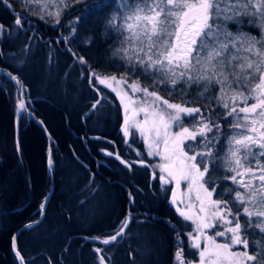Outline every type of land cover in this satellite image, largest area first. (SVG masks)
Masks as SVG:
<instances>
[{
    "label": "snow or ice",
    "instance_id": "snow-or-ice-1",
    "mask_svg": "<svg viewBox=\"0 0 264 264\" xmlns=\"http://www.w3.org/2000/svg\"><path fill=\"white\" fill-rule=\"evenodd\" d=\"M0 2L12 8L8 0ZM19 3L31 6L27 10L41 20L47 16L56 24L74 4L90 5L76 18L80 24L113 9L107 16L105 35L115 34L119 46L112 55L124 61V72L105 75L89 66L88 79L93 88L102 85L119 99L125 143L138 133L147 156L159 158L154 167L159 169L162 191L175 185L170 189V205L181 218L180 226L168 222L175 233L174 264H264V0ZM24 22L25 17L16 13L14 25L20 28ZM230 24L236 25V31L230 30ZM245 24L257 28L259 37L243 31ZM4 30L0 24V32ZM76 31L73 24L70 36ZM70 36L61 39L69 42ZM77 60L88 63L83 56ZM8 77L21 91L17 110H26L22 81L11 73ZM140 77L151 83L145 86ZM194 85L193 100L204 99L203 108L191 100L172 102L160 95L165 91L183 98ZM101 151L129 169L134 164L145 166L144 160L128 161L118 152ZM136 155L142 154L137 151ZM47 163L51 168V150ZM156 176L153 171L152 178ZM48 201L45 195L38 209L41 216ZM132 219L129 214L109 235L87 239L117 244L126 237ZM185 228L190 230L184 232ZM183 236L195 259L187 258ZM12 249L19 264H29L15 236ZM106 251L93 248L97 264H110L112 257L106 259Z\"/></svg>",
    "mask_w": 264,
    "mask_h": 264
},
{
    "label": "trees",
    "instance_id": "trees-1",
    "mask_svg": "<svg viewBox=\"0 0 264 264\" xmlns=\"http://www.w3.org/2000/svg\"><path fill=\"white\" fill-rule=\"evenodd\" d=\"M8 3L31 23L16 28L0 2V24L5 26L0 32V69L22 81L28 112L17 113L20 88L7 73L0 74V264H19L12 249L14 236L29 264H97L94 247L107 250L110 264H174L175 233L168 222L179 227L181 218L170 205L171 186L162 191L158 177L152 178L153 161L137 140L130 136L125 143L120 129L123 108L115 93L98 84L93 88L88 79L89 66L105 75L124 72V61L112 55L119 46L115 34L105 35L113 9L80 24L76 18L90 5L74 4L56 24L47 16L41 20L19 0ZM73 24L77 31L70 36ZM229 28L236 31L234 24ZM243 31L260 35L247 24ZM69 36V42L61 39ZM78 56L88 63L80 64ZM140 80L145 86L151 83ZM189 91L183 98L165 91L160 95L172 102L191 100L203 108L204 99L193 100L196 86ZM97 100L100 104L92 108ZM38 122L45 125L50 141ZM101 149L118 152L128 161L144 160L145 166L129 169ZM45 195L49 201L41 216L38 209ZM129 214L132 222L119 243L87 239L109 235ZM29 223L32 227H25ZM182 239L187 258L195 259L187 236Z\"/></svg>",
    "mask_w": 264,
    "mask_h": 264
},
{
    "label": "rangeland",
    "instance_id": "rangeland-1",
    "mask_svg": "<svg viewBox=\"0 0 264 264\" xmlns=\"http://www.w3.org/2000/svg\"><path fill=\"white\" fill-rule=\"evenodd\" d=\"M11 11H14L15 14H16V13H21V14L25 17V22L22 24V27H20L22 30H23V28H24L25 25H29V24L31 23L30 20L28 19L29 17H28L25 13H23V12H21V11H15V10L13 9V7L11 8ZM15 14L12 15V16H13V24H14V16H15ZM14 26H15V25H14ZM16 28H17V26H16ZM25 52H26V51H25ZM25 52H24V53H25ZM17 53H19V52H17ZM3 72L6 73V72H8V71L3 70ZM4 73H1V74H4ZM101 86H102V85H101ZM108 90H109V89H108ZM109 91H110V90H109ZM20 98H21V94H20V96H19V97L17 98V100H16V102H17V106H18V101H19ZM23 99H24L25 104H26V110H24V111H18V110H17V106H16V111H17V113H19V114H22V113H28V112H26V111H27V101H26V99H25V95H23ZM118 100H119V99H118ZM123 115H124V113H123ZM121 128H122V126L120 127V129H121ZM135 140H137L136 142L139 143V144L141 145V148H142V150L144 151L145 156H147L146 149H145V147H144V145H143V142H142V140L140 139L138 133H137L136 136H135ZM147 157L150 158L151 161H153V167H152L153 169H152V171H155V172H156L157 177H158V180H159V169H157V168L154 167L156 164L160 163L159 158H158V157H149V156H147ZM46 163H47V160H46ZM46 166H47V165H46ZM47 168L50 170V169L52 168V166H51V168H49V167L47 166ZM170 186H171V189L175 187L174 184H170ZM183 188H184V186L182 185V186H181V189L178 190V191L183 190Z\"/></svg>",
    "mask_w": 264,
    "mask_h": 264
},
{
    "label": "water",
    "instance_id": "water-1",
    "mask_svg": "<svg viewBox=\"0 0 264 264\" xmlns=\"http://www.w3.org/2000/svg\"><path fill=\"white\" fill-rule=\"evenodd\" d=\"M1 3H2V2H1ZM2 5L5 6L4 3H2ZM5 7H6V6H5ZM6 8L8 9V11L10 12L11 15H14V14H15V12H14V11H11L10 8H8V7H6ZM1 73H4L2 69H0V74H1ZM6 73L8 74L9 72H6ZM11 81H12V80H11ZM13 82H14V81H13ZM14 83H15V82H14ZM38 123L41 124V127H42V129H43V132L45 133L47 139L49 140L50 137H51V135L47 132V130H46V128H45V125H44L43 123H41V122H38ZM47 160H48V158H47ZM46 165L48 166V163H46ZM48 167H49V166H48Z\"/></svg>",
    "mask_w": 264,
    "mask_h": 264
},
{
    "label": "bare ground",
    "instance_id": "bare-ground-1",
    "mask_svg": "<svg viewBox=\"0 0 264 264\" xmlns=\"http://www.w3.org/2000/svg\"><path fill=\"white\" fill-rule=\"evenodd\" d=\"M50 139H51V137H50ZM50 139L48 141H50Z\"/></svg>",
    "mask_w": 264,
    "mask_h": 264
}]
</instances>
